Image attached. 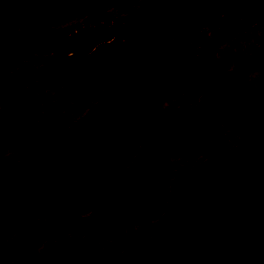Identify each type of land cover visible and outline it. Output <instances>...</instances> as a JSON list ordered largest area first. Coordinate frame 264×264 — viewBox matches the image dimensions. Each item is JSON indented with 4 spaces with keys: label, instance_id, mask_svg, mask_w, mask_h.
Instances as JSON below:
<instances>
[{
    "label": "rangeland",
    "instance_id": "1",
    "mask_svg": "<svg viewBox=\"0 0 264 264\" xmlns=\"http://www.w3.org/2000/svg\"><path fill=\"white\" fill-rule=\"evenodd\" d=\"M168 1L59 0L40 19L37 0H0V264H45L58 247L85 264H141L152 235L179 226L209 185L227 194L251 179L264 191V2L173 0L180 18L164 40L171 61L179 67L181 51L189 50L211 67L197 79L178 69L154 98L123 102L89 166L105 114L67 137L120 87L130 39ZM104 25L114 30L113 52L73 50L77 32ZM212 72L234 75L228 109L236 118L210 125L198 107ZM146 106L158 125L152 136L139 128ZM27 108L40 138L18 122ZM229 158L240 174L215 161ZM68 172L77 190L65 203ZM189 185L196 194L188 203L181 193ZM256 249L264 254V221Z\"/></svg>",
    "mask_w": 264,
    "mask_h": 264
},
{
    "label": "water",
    "instance_id": "2",
    "mask_svg": "<svg viewBox=\"0 0 264 264\" xmlns=\"http://www.w3.org/2000/svg\"><path fill=\"white\" fill-rule=\"evenodd\" d=\"M59 0H38L37 18L56 6ZM261 6L264 0H253ZM177 3L168 1L157 15V22L147 26L146 32H137L130 39L131 54L124 59L125 78L119 88L101 101L96 110H90L76 120L66 131L69 139H74L87 120L97 113L105 116L97 128L91 151L86 157L89 166L99 152L100 145L113 133L115 117L121 104L133 97L154 98L168 80L170 70H176L171 62V50L164 44L172 24L180 16ZM256 9V8H255ZM111 26L85 28L74 35L73 50L79 54L91 52L98 44L107 51H114ZM140 51L144 53L139 54ZM180 69L190 71L194 78L200 77L210 62L204 55H194L189 51L181 54ZM236 97L232 77L226 73H213L207 83L198 111L205 116L208 124L234 119L235 114L227 108L228 102ZM151 108L141 109L139 128L149 136L155 134L158 125L151 118ZM32 109H24L19 114V124L24 130L41 137L40 127L32 121ZM229 175L240 174L242 167L232 158L223 161L215 159ZM77 186L71 173L63 179L62 197L69 202ZM195 188L187 186L181 193L185 202L195 198ZM264 218V191L255 189L251 179L236 191L225 194L216 186L209 185L198 202L191 204L184 221L168 230L164 237L156 231L147 243V252L141 264H264V254L251 255L254 233ZM45 264H85L77 255L66 257L63 248L54 249Z\"/></svg>",
    "mask_w": 264,
    "mask_h": 264
},
{
    "label": "flooded vegetation",
    "instance_id": "3",
    "mask_svg": "<svg viewBox=\"0 0 264 264\" xmlns=\"http://www.w3.org/2000/svg\"><path fill=\"white\" fill-rule=\"evenodd\" d=\"M169 1H173V0H169ZM174 2H175V1H174ZM177 5H178V4H177ZM160 10H161V9H160ZM177 10H178V7H177ZM178 11H179V10H178ZM254 12H255V10H254ZM179 14H180V12H179ZM179 18H180V16H179ZM179 18H178V19H179ZM178 19H177V20H178ZM157 20H158V18L156 19V22H157ZM175 21H176V20H175ZM175 21H174L173 24H172V28H173V25H174ZM154 23H155V22H154ZM152 24H153V23H152ZM150 25H151V24H150ZM104 26H105V25H104ZM99 27H102V26H99ZM172 28H171V30H172ZM146 30H147V28H146ZM171 30H170V32H171ZM170 32H169V35H170ZM169 35H168V37H169ZM114 36H115V35H114ZM168 37H167V38H168ZM167 38H166V39H167ZM164 40H165V39H164ZM164 44H165V43H164ZM98 45H100L101 47H103V46H102V43H100V44H98ZM113 45H114V44H113ZM165 45H166V44H165ZM166 46H167V45H166ZM168 47H169V46H168ZM169 48H170V47H169ZM103 49H104V48H103ZM104 50H105V49H104ZM170 50H171V48H170ZM105 51H107V50H105ZM184 51H189V50H183V51H181V53H180V59H181V54H182ZM108 52H111V51H108ZM189 52L193 53L192 51H189ZM86 54H87V53H86ZM139 54H140V53H139ZM193 54H194V55H203V54H195V53H193ZM140 55H142V54H140ZM204 56H205V55H204ZM206 58H207V56H206ZM124 59H125V58H124ZM170 59H171V54H170ZM207 59H208V58H207ZM208 60H209V59H208ZM171 62H172V61H171ZM179 62H180V60H179ZM209 62H210V60H209ZM172 63H173V62H172ZM173 64H174V63H173ZM174 65H175V64H174ZM210 67H211V62H210ZM210 67H209V68H210ZM175 68H176V70H173V69H172V70H170V71L168 72V74H167L168 80H167V82L165 83V85H166V84L168 83V81H169V73L176 72L178 69L180 70L181 73H186V72H182V71H181V69H180V63H179V67H177V66L175 65ZM209 68H208V69H209ZM208 69H207V70H208ZM207 70H206V71H207ZM206 71H205V72H206ZM188 72L192 75V73H191L190 71H188ZM205 72H204V73H205ZM204 73H203V74H204ZM213 73H224V72H212V73L210 74V76H211ZM203 74H202V75H203ZM202 75H201V76H202ZM228 75H230V76L232 77V82H233V85H234V75H233V74H228ZM201 76H200V77H201ZM210 76H209V78H210ZM192 77H193V75H192ZM193 78H194V77H193ZM198 78H199V77H198ZM195 79H197V78H195ZM208 81H209V79H208ZM165 85H164V87H165ZM164 87H163V89H164ZM163 89H162V90H163ZM234 89H235V86H234ZM161 92H162V91H161ZM161 92H160V93H161ZM158 94H159V93H158ZM158 94H157V95H158ZM157 95H156V96H157ZM141 97H142V96H141ZM146 97H147V96H146ZM148 98H149V97H148ZM231 101H232V100H231ZM231 101H230V102H231ZM230 102H228V104H229ZM228 104H227V108H228ZM94 110H95V109H94ZM229 110H230V109H229ZM230 111H232V110H230ZM232 112H233V111H232ZM233 113H234V112H233ZM234 114H235V113H234ZM235 118H236V115H235L234 119H235ZM230 120H233V119H230ZM222 121H224V120H222ZM220 122H221V121H220ZM218 123H219V122H218ZM262 221H264V218L261 219V225H260L259 229L254 233V240H253L252 249H251V255H252V256H254V255L258 254V253H263L262 250H260V249L257 250V249H256V238H257V233L259 232V230H260V228H261V226H262ZM141 258H142V257H141ZM141 258H140V260H141ZM140 263H141V261H140ZM202 264H210V263H209V262H204V263H202Z\"/></svg>",
    "mask_w": 264,
    "mask_h": 264
},
{
    "label": "trees",
    "instance_id": "4",
    "mask_svg": "<svg viewBox=\"0 0 264 264\" xmlns=\"http://www.w3.org/2000/svg\"><path fill=\"white\" fill-rule=\"evenodd\" d=\"M61 165H63V164H61ZM63 167H65V165H63Z\"/></svg>",
    "mask_w": 264,
    "mask_h": 264
}]
</instances>
